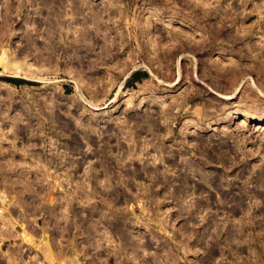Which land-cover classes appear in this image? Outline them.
Listing matches in <instances>:
<instances>
[{"label": "rangeland", "instance_id": "1", "mask_svg": "<svg viewBox=\"0 0 264 264\" xmlns=\"http://www.w3.org/2000/svg\"><path fill=\"white\" fill-rule=\"evenodd\" d=\"M262 116L264 0H0V264H264Z\"/></svg>", "mask_w": 264, "mask_h": 264}, {"label": "bare ground", "instance_id": "2", "mask_svg": "<svg viewBox=\"0 0 264 264\" xmlns=\"http://www.w3.org/2000/svg\"><path fill=\"white\" fill-rule=\"evenodd\" d=\"M30 67V68H29ZM29 67L28 68H26V70L27 71H29V72H32V73H39V72H41V70L42 69H40L39 67H31V64H29ZM127 78H128V75H127ZM78 80V79H77ZM77 80H76V82H77ZM81 84V83H80ZM79 85V84H78ZM122 87V86H121ZM120 87V88H121ZM120 90V89H119ZM118 94H119V91L116 93V96L114 97V98H112V101H115L116 99H117V96H118ZM105 107H107V105H104V106H99V107H97V109H103V108H105ZM262 121H264V116H262L261 118H260ZM15 260H17V259H15ZM14 260V258H13V260L11 261V264H17L16 263V261ZM19 261V260H18Z\"/></svg>", "mask_w": 264, "mask_h": 264}, {"label": "flooded vegetation", "instance_id": "3", "mask_svg": "<svg viewBox=\"0 0 264 264\" xmlns=\"http://www.w3.org/2000/svg\"><path fill=\"white\" fill-rule=\"evenodd\" d=\"M53 129H54V128H53ZM55 130H56V131L58 130V131L61 132V129H57V128H55ZM62 131H63V130H62ZM61 133H62V132H61ZM89 212H90V210H89ZM78 213H79V214H77V220H78V223L81 224V221H82V219H84V218L81 219V213H80L79 210H78ZM89 216H90V214H89ZM89 216H88V217H89ZM85 221H88V220L86 219Z\"/></svg>", "mask_w": 264, "mask_h": 264}, {"label": "trees", "instance_id": "4", "mask_svg": "<svg viewBox=\"0 0 264 264\" xmlns=\"http://www.w3.org/2000/svg\"><path fill=\"white\" fill-rule=\"evenodd\" d=\"M7 80H9V79H7Z\"/></svg>", "mask_w": 264, "mask_h": 264}]
</instances>
